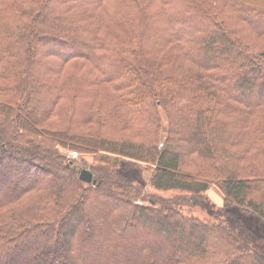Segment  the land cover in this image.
<instances>
[{"label":"trees","instance_id":"obj_1","mask_svg":"<svg viewBox=\"0 0 264 264\" xmlns=\"http://www.w3.org/2000/svg\"><path fill=\"white\" fill-rule=\"evenodd\" d=\"M0 264H264V0H0Z\"/></svg>","mask_w":264,"mask_h":264},{"label":"rangeland","instance_id":"obj_2","mask_svg":"<svg viewBox=\"0 0 264 264\" xmlns=\"http://www.w3.org/2000/svg\"><path fill=\"white\" fill-rule=\"evenodd\" d=\"M207 194H208V200L204 202V205L196 209L198 215L201 217L210 216L211 212L215 210L221 211L222 210L221 208H224L223 194L216 185H212L211 188L208 190ZM248 216H250L248 219L250 220L252 225L261 224L259 217L256 214L251 213ZM10 261H14V260L10 259Z\"/></svg>","mask_w":264,"mask_h":264},{"label":"water","instance_id":"obj_3","mask_svg":"<svg viewBox=\"0 0 264 264\" xmlns=\"http://www.w3.org/2000/svg\"><path fill=\"white\" fill-rule=\"evenodd\" d=\"M80 177L87 182H95L94 174L89 168H82L80 171Z\"/></svg>","mask_w":264,"mask_h":264},{"label":"built area","instance_id":"obj_4","mask_svg":"<svg viewBox=\"0 0 264 264\" xmlns=\"http://www.w3.org/2000/svg\"><path fill=\"white\" fill-rule=\"evenodd\" d=\"M68 156L70 158L77 159L79 157V152L77 150L71 149L68 151Z\"/></svg>","mask_w":264,"mask_h":264}]
</instances>
